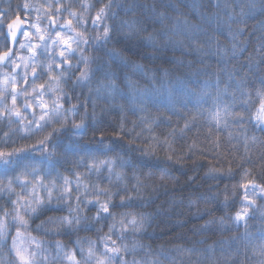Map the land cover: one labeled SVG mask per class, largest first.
Segmentation results:
<instances>
[{
    "label": "trees",
    "instance_id": "obj_1",
    "mask_svg": "<svg viewBox=\"0 0 264 264\" xmlns=\"http://www.w3.org/2000/svg\"><path fill=\"white\" fill-rule=\"evenodd\" d=\"M24 2L11 1L13 17L17 11L30 15L23 10ZM123 4L126 32L135 35L145 27V19L156 20L155 31L140 37L144 55L150 57L136 61L143 72L129 69L127 84L117 82L115 88L102 75L78 85L84 91L92 88L87 126L79 135L68 129L57 138V156L51 163L35 150L0 158V177L35 164L71 172L77 156L112 158L124 180L115 182L113 175L110 184L107 171L91 180L110 187L117 194L115 202L125 191L137 190L132 187L137 177L139 188L150 194L141 199L170 194L156 206L159 215L150 231L157 239L125 241L130 248L134 242L140 246L127 257L132 264H264V0ZM162 31L168 35L166 45L157 36ZM152 36H157L155 42H150ZM78 58L74 52L73 62ZM14 126L0 124V147L11 150L29 142L12 132L4 135ZM129 153L161 167L133 170ZM247 179L253 181L248 187L263 197L248 198L241 187ZM7 203L0 198V207ZM84 208L88 215L87 209L96 205ZM47 215L31 222V228ZM238 216L242 218L236 221ZM84 235L65 231L38 238L55 255L56 239L70 245Z\"/></svg>",
    "mask_w": 264,
    "mask_h": 264
},
{
    "label": "snow or ice",
    "instance_id": "obj_2",
    "mask_svg": "<svg viewBox=\"0 0 264 264\" xmlns=\"http://www.w3.org/2000/svg\"><path fill=\"white\" fill-rule=\"evenodd\" d=\"M84 7L82 0H42L39 5L25 0L23 8L30 15L24 19L19 11L14 17L0 12V124L23 126L25 136L30 138L41 126L76 117V110L65 107L66 80L61 73L72 67L73 53L82 43ZM33 12L35 21L31 19ZM93 19L98 21L99 17L90 16L86 23ZM86 64L87 60L82 59L76 65L79 83L88 80ZM73 131L79 135L82 128L76 126ZM50 139L51 134L45 141ZM45 141L31 145V150H42L51 163L57 151ZM29 150L23 144L11 150L0 147V158ZM115 168L112 158L77 156L71 172L35 164L21 167L15 175L0 177V198L8 201L0 207V264H116L121 251L127 261L129 253L134 254L140 246L135 242L131 248L125 244L124 229L136 225L137 217L127 212L117 215L112 207L117 194L91 180L93 175L99 177L107 171L110 184L113 175L115 182L123 181V175ZM139 184L137 177V189ZM251 184L253 181L247 179L241 187L246 190ZM124 202L122 198L121 203ZM85 204L96 205L97 220L101 214L110 218L109 235L100 240L78 238L70 245L56 239L53 255L38 237L41 233L60 236L65 231H79L80 212ZM50 210L52 214L47 215ZM65 211L67 214H63ZM44 215L47 220H41L35 230L31 228V222Z\"/></svg>",
    "mask_w": 264,
    "mask_h": 264
},
{
    "label": "clouds",
    "instance_id": "obj_3",
    "mask_svg": "<svg viewBox=\"0 0 264 264\" xmlns=\"http://www.w3.org/2000/svg\"><path fill=\"white\" fill-rule=\"evenodd\" d=\"M84 3V11L81 13V32L80 36L81 45L76 51L78 59L73 62L72 67L66 68L64 73H61L65 77L66 86L64 90L65 94V107L74 109L78 113L74 119L70 118L68 122L60 121L59 123H49L46 126H41L38 130H34V134L28 138V143L23 145L29 147L40 141H45V138L51 134V139L45 141L47 144L55 146L57 138L61 134L65 133L68 129H73L76 126H80L82 129L87 126V102L89 101L92 88L89 87L86 91L79 89L80 73L75 71L76 65L81 62L82 59L87 60L85 71L88 75L87 82L91 83L97 76H106L113 85V88L117 86V82L127 84L129 69L135 72H143L140 64L137 60H149L150 57L144 55L145 41L141 39V35L144 31H155L154 25L156 20L147 18L143 21L145 27L140 32L133 35L126 32L124 29V21L121 19V11H127L124 7L123 0H82ZM99 17V20H92L91 25L95 27H89L86 23L89 17ZM162 18L164 13H160ZM102 25V27L100 26ZM157 36L163 39V43H168V35L166 32H160ZM157 36H152L150 42H155ZM86 42V46L85 43ZM69 80L71 84L69 85ZM102 83V82H101ZM77 90L75 96L72 95L73 90ZM83 92V97L81 96ZM26 126V122L25 125ZM130 131V130H129ZM15 133L18 136L26 137L23 132V126H14L9 129V133ZM22 145V144H21ZM115 148L116 146L113 145ZM15 154V152H13ZM35 154L41 157L45 156L44 152L40 149H35ZM8 157L5 155L3 158ZM129 166L135 170L137 167H161L159 164L149 165L147 162L138 160L129 153ZM161 179H163L161 177ZM133 188H137L136 184H133ZM150 187V186H149ZM150 195L145 193L141 188H138L135 192L131 190L125 191L119 195V202H114L112 207L114 212L118 215L120 213H133L137 217L136 225H128L124 231L126 233L125 241L129 237H135L137 240L152 241L157 239L155 235L150 231L153 227L155 220L159 215V210L156 207L160 200L164 199L169 193H162L153 196L151 199H141ZM125 202L121 203V199ZM156 208V211L151 209ZM88 215H84L85 209L80 212L81 224L79 231H67V234L72 233H84L85 235L81 239L100 240L109 235V224L111 220L108 216L101 214V219H96V208H88ZM39 218V217H38ZM105 218L107 222L105 223ZM102 226V227H101ZM73 225V229H75ZM120 232V228L117 227V233ZM127 245V243H125ZM5 252L7 249L4 250ZM124 253H120V264H132L131 260L124 261ZM137 264H144L143 261H138Z\"/></svg>",
    "mask_w": 264,
    "mask_h": 264
},
{
    "label": "flooded vegetation",
    "instance_id": "obj_4",
    "mask_svg": "<svg viewBox=\"0 0 264 264\" xmlns=\"http://www.w3.org/2000/svg\"><path fill=\"white\" fill-rule=\"evenodd\" d=\"M11 1L12 0H0V12H4L10 16H12L11 11L14 10V6L11 7ZM21 19H24L21 17ZM2 39H0V43H2ZM25 54H27L25 52Z\"/></svg>",
    "mask_w": 264,
    "mask_h": 264
},
{
    "label": "rangeland",
    "instance_id": "obj_5",
    "mask_svg": "<svg viewBox=\"0 0 264 264\" xmlns=\"http://www.w3.org/2000/svg\"><path fill=\"white\" fill-rule=\"evenodd\" d=\"M215 114L220 115V113H218V111L215 112ZM246 192H247L246 194L250 200L255 199L256 196L263 197V195L254 186L248 187L246 189ZM241 218H242V216H238L235 218V220L238 221Z\"/></svg>",
    "mask_w": 264,
    "mask_h": 264
}]
</instances>
